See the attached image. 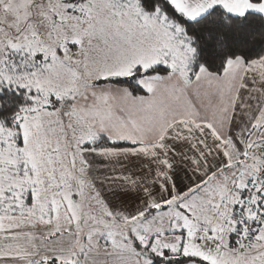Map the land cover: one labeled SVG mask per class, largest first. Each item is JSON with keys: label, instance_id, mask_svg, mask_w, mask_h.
I'll return each instance as SVG.
<instances>
[{"label": "snow or ice", "instance_id": "snow-or-ice-1", "mask_svg": "<svg viewBox=\"0 0 264 264\" xmlns=\"http://www.w3.org/2000/svg\"><path fill=\"white\" fill-rule=\"evenodd\" d=\"M0 264H264V0H0Z\"/></svg>", "mask_w": 264, "mask_h": 264}]
</instances>
